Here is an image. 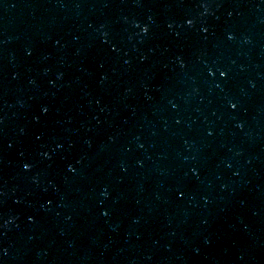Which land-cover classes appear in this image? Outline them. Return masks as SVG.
I'll return each instance as SVG.
<instances>
[{
    "label": "water",
    "instance_id": "1",
    "mask_svg": "<svg viewBox=\"0 0 264 264\" xmlns=\"http://www.w3.org/2000/svg\"><path fill=\"white\" fill-rule=\"evenodd\" d=\"M0 264H264V0H0Z\"/></svg>",
    "mask_w": 264,
    "mask_h": 264
}]
</instances>
